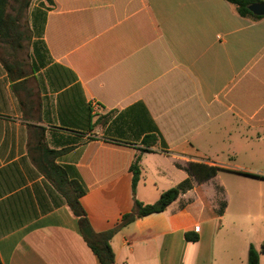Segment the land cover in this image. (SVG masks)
<instances>
[{
    "label": "crops",
    "instance_id": "1",
    "mask_svg": "<svg viewBox=\"0 0 264 264\" xmlns=\"http://www.w3.org/2000/svg\"><path fill=\"white\" fill-rule=\"evenodd\" d=\"M26 25L22 49L0 44L1 264H100L36 164L84 186L96 232L187 184L112 237L114 264H245L264 169L235 161L264 150V18L225 0H31ZM190 163L219 171L198 182Z\"/></svg>",
    "mask_w": 264,
    "mask_h": 264
},
{
    "label": "trees",
    "instance_id": "2",
    "mask_svg": "<svg viewBox=\"0 0 264 264\" xmlns=\"http://www.w3.org/2000/svg\"><path fill=\"white\" fill-rule=\"evenodd\" d=\"M225 1L233 5L237 15L242 18H249L251 20L264 18L255 16L248 10L249 5L264 2V0ZM30 2L31 0H0V44L7 45L13 50L22 49L27 31L20 21L26 14ZM1 61L8 72H11V66L6 61ZM154 142L155 136H146L142 144L151 147ZM36 165L56 190L64 197L66 206L77 220L83 241L97 257L100 264H114V254L110 241L119 230L135 219L164 211L165 208L171 204L180 193L185 191L187 187L186 183H182L177 187L168 189L162 192L159 199L152 204H144L134 200L131 212L124 214L113 228L107 231L96 232L92 229L86 212L80 203L81 197L85 195L84 186L78 180H69L65 171L56 164ZM189 169L198 182H203L213 177L216 172L219 171L218 168L200 163H190ZM140 170V155H137L130 166L133 188L140 178ZM185 238L192 242L197 240L196 235H191L189 233L185 235ZM260 253L264 254V246L261 247ZM247 261L248 264H258V251H256L253 246H250L248 249Z\"/></svg>",
    "mask_w": 264,
    "mask_h": 264
},
{
    "label": "rangeland",
    "instance_id": "3",
    "mask_svg": "<svg viewBox=\"0 0 264 264\" xmlns=\"http://www.w3.org/2000/svg\"><path fill=\"white\" fill-rule=\"evenodd\" d=\"M33 2H37L38 0H32ZM20 23L22 26L25 28L26 25V14L23 16L21 19ZM234 141H236V137L233 138ZM233 141V142H234ZM235 145L237 147H242L238 146L236 143ZM245 148V145L243 146ZM246 151L249 150V147L246 146L245 148ZM252 152H245V157L242 154H238V159L235 161V163L245 165V167H250V168H260L264 169V164H261L262 160H264V150L257 148L255 146L252 150ZM260 155H262V159L260 158ZM261 162V163H259ZM243 222V231L242 235L243 238L242 240L245 241V245L243 249H240L238 251L239 257H245V264L247 263V255L248 252L246 247L248 245H252L257 251L260 252L261 247L264 246V211H258L254 210L251 213H245V217L242 220ZM260 258V264H262V260H264V256L259 255ZM243 259V258H242Z\"/></svg>",
    "mask_w": 264,
    "mask_h": 264
},
{
    "label": "water",
    "instance_id": "4",
    "mask_svg": "<svg viewBox=\"0 0 264 264\" xmlns=\"http://www.w3.org/2000/svg\"><path fill=\"white\" fill-rule=\"evenodd\" d=\"M248 10L255 16L264 17V2L251 4L248 6Z\"/></svg>",
    "mask_w": 264,
    "mask_h": 264
},
{
    "label": "built area",
    "instance_id": "5",
    "mask_svg": "<svg viewBox=\"0 0 264 264\" xmlns=\"http://www.w3.org/2000/svg\"><path fill=\"white\" fill-rule=\"evenodd\" d=\"M90 108H91V113L94 115L96 112L99 111L100 107L99 105L97 104V102L91 100L90 101Z\"/></svg>",
    "mask_w": 264,
    "mask_h": 264
}]
</instances>
